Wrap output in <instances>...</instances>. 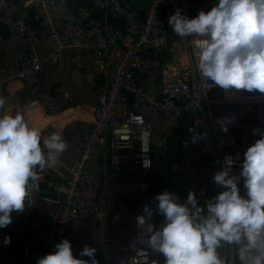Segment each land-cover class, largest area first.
<instances>
[{"label":"built area","instance_id":"obj_1","mask_svg":"<svg viewBox=\"0 0 264 264\" xmlns=\"http://www.w3.org/2000/svg\"><path fill=\"white\" fill-rule=\"evenodd\" d=\"M87 1L105 15L120 18L125 26L98 20L85 7L62 15L61 26L53 20L46 61L62 65L67 51H87L103 74L105 86L95 96L88 126L78 130L72 154L37 170V183L53 195L55 210L36 208L31 193L25 204L28 219L23 233L16 237L13 215V222L0 229V264H36L39 257L55 250V244L63 239L71 242L77 221L90 224L92 235L101 241L105 264H164L158 262L165 259L161 254L139 241L136 223L144 205L155 209L157 204L149 200L151 185L143 177L153 168V148L168 151L180 134L176 157L170 161L171 171L179 176L174 187L184 192L181 203L194 192L204 205L221 190L212 177L222 169L225 156L237 161L232 171L239 176L244 152L259 139L252 130L264 129V95L241 90L231 99L235 92L203 80L194 41L177 36L168 24L177 9L194 18L200 10H210L217 0ZM19 4L22 13L12 23L14 32L19 39L37 44L39 31L27 23V16L31 9H48L52 0H19ZM5 7L6 0H0V8ZM78 59L73 61L76 69L81 66ZM42 66L38 58L24 56L14 74L0 67V75L22 81L34 96L32 101L5 110L14 113L24 108L29 123L41 129L42 140L54 132L65 140L62 127L52 119L58 108L42 82ZM68 100L75 101L72 95ZM231 105L241 106L246 115L235 116L225 133L212 107ZM79 109L75 107L72 113L78 116ZM184 119L188 120L185 129ZM156 121L161 124L157 140ZM92 160L126 178L99 182L87 167ZM240 187L243 194L242 181ZM129 202H138L131 213L125 210ZM162 220L154 215L152 222L158 227ZM6 236L11 237L8 245L3 243ZM220 251L229 264H236L233 246L225 245Z\"/></svg>","mask_w":264,"mask_h":264},{"label":"clouds","instance_id":"obj_2","mask_svg":"<svg viewBox=\"0 0 264 264\" xmlns=\"http://www.w3.org/2000/svg\"><path fill=\"white\" fill-rule=\"evenodd\" d=\"M168 24L177 36L194 41L203 80L226 92L264 95V0H217L194 18L177 9ZM5 105L0 96V229L13 222V212L24 211L38 190L37 170L54 166L68 148L59 132L42 140L41 129L26 119V109L9 113ZM234 120L225 116L217 122L226 133ZM252 131L259 139L244 152L239 176L232 171L237 161L225 156L212 177L221 190L206 204L194 192L181 203L166 190L154 197L155 209L146 204L136 216L139 241L161 254L164 264H229L220 252L225 245L236 249L239 264H264V129ZM154 215L163 217L158 227ZM10 242L6 236L3 243ZM54 249L36 264H99L94 247L86 245L79 253L90 260L75 257L68 239Z\"/></svg>","mask_w":264,"mask_h":264},{"label":"crops","instance_id":"obj_3","mask_svg":"<svg viewBox=\"0 0 264 264\" xmlns=\"http://www.w3.org/2000/svg\"><path fill=\"white\" fill-rule=\"evenodd\" d=\"M88 8L92 17L98 20H108L112 24L124 28V22L117 17L105 15L102 11L93 8L87 0H52V5L48 9H31L27 16V23L39 31V41L32 45L29 41L19 39L13 29V21L22 12L19 0H6V7L0 8V67L11 71L14 74L22 57L33 56L43 61L41 78L44 86L54 95L55 103L58 108V115L54 123H59L63 129L65 140L68 144L67 150L61 155V159L69 157L73 152V141L77 136L81 126H88L91 120V110L95 106V96L105 86L103 74L94 66L91 56L87 51L77 52L69 50L64 54L62 65L52 64L47 60V55L51 49L48 39L50 27L54 19L59 21L62 15L68 12H75L80 8ZM80 61V68L76 69L74 64L75 57ZM5 75H0V96L6 100L5 108L14 106L17 103H26L34 100L32 91L20 80H6ZM68 95H72L74 102L68 100ZM75 107H79V115L72 113ZM73 117V118H70ZM71 119H74L71 121ZM63 120V122H62ZM157 122L154 131L155 140L161 134V124ZM175 156V152H174ZM151 172L145 175V179L151 185L150 201H156L154 197L164 191L174 192L180 199L184 192L174 188L179 176L174 172L166 171L164 162L160 163L157 158L153 159ZM97 177L99 182L107 179L124 180L126 175L123 173L115 174L108 167L96 160H92L87 165ZM171 169V168H169ZM160 177V178H159ZM39 191L34 190L32 197L36 208L43 212L53 211L56 205L51 195L44 187L39 186ZM27 202V201H26ZM25 202V204H26ZM13 217L17 221L15 224L16 237L23 233L28 219V211L13 212ZM72 251L75 257L90 260L89 257H81L79 253L87 245L97 249L95 253L99 264H105L101 259V241L94 237L88 222L77 221L75 223V234L71 240ZM221 252V251H220Z\"/></svg>","mask_w":264,"mask_h":264},{"label":"rangeland","instance_id":"obj_4","mask_svg":"<svg viewBox=\"0 0 264 264\" xmlns=\"http://www.w3.org/2000/svg\"><path fill=\"white\" fill-rule=\"evenodd\" d=\"M207 11H209V10H207ZM235 94H236V92L232 93L230 98L234 99L235 98ZM212 109L215 110V115L217 116V120L222 119L225 116H237V117L244 118L245 115H246V112H245L244 108H242L239 105H237V106H235V105H231V106H214V107H212ZM156 148L157 147L153 148V158L154 159H156V158L158 159V157L160 155H162L160 153V151L157 150ZM170 161H171V159H167V160L164 159V166H165L166 171L169 170L168 173L172 172L171 169H169L170 168ZM143 177L145 178V176H143ZM234 257H235V263L238 264L239 260H238L237 255H236V249L235 248H234Z\"/></svg>","mask_w":264,"mask_h":264},{"label":"trees","instance_id":"obj_5","mask_svg":"<svg viewBox=\"0 0 264 264\" xmlns=\"http://www.w3.org/2000/svg\"><path fill=\"white\" fill-rule=\"evenodd\" d=\"M182 125L184 126V129L186 128V127H188V120H186V119H184L183 120V123H182ZM179 136H180V134L179 133H177L176 134V138L174 139V140H172L171 141V144H170V146H169V150L168 151H166V152H163L160 148H158L157 146V150H159L160 151V153L162 154V155H160L159 157H158V161L161 163H163L164 162V159H174L175 157H176V155L174 156V150L175 149H177V146H178V140H179ZM154 159V158H153ZM154 161V160H153ZM160 178V177H159ZM175 188V187H174ZM176 189V188H175Z\"/></svg>","mask_w":264,"mask_h":264},{"label":"water","instance_id":"obj_6","mask_svg":"<svg viewBox=\"0 0 264 264\" xmlns=\"http://www.w3.org/2000/svg\"><path fill=\"white\" fill-rule=\"evenodd\" d=\"M53 180L55 182H57V183L60 182V178L59 177H54ZM137 206H138V202H129L125 206V210H126V212L131 213ZM158 262L159 263H164V259L163 258H159Z\"/></svg>","mask_w":264,"mask_h":264}]
</instances>
